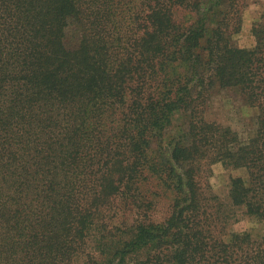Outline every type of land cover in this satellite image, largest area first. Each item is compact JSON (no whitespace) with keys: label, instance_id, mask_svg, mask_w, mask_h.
<instances>
[{"label":"trees","instance_id":"obj_1","mask_svg":"<svg viewBox=\"0 0 264 264\" xmlns=\"http://www.w3.org/2000/svg\"><path fill=\"white\" fill-rule=\"evenodd\" d=\"M190 7L194 22L178 21ZM200 12L0 0V264H264V235L230 229L237 211L264 225V17L245 49ZM215 88L255 109L247 141L206 121ZM217 163L246 172L229 203L201 180Z\"/></svg>","mask_w":264,"mask_h":264},{"label":"rangeland","instance_id":"obj_2","mask_svg":"<svg viewBox=\"0 0 264 264\" xmlns=\"http://www.w3.org/2000/svg\"><path fill=\"white\" fill-rule=\"evenodd\" d=\"M187 6H196L200 13L205 14L211 29L216 28L221 22L223 26L227 25L229 30L233 31L232 42L235 46L252 49L256 45L254 29L263 22L264 0H187ZM196 17V12L191 7L186 10L179 9L176 13V19L181 23L192 22ZM209 31L208 35H210ZM66 39L68 42L76 40L73 29L67 32ZM205 106L207 122L230 127L242 141H247L254 135L256 111L242 102L236 88H215L210 92ZM186 120L185 114H177L173 119L172 127L166 131L160 141H155L152 150L158 153L159 149L166 148L170 140L179 135L180 128ZM233 177L245 178L246 172L243 169L225 168L217 163L212 166V173L204 175L201 180L209 184L211 192L223 203H229V183ZM166 195L167 198L162 197L158 210L153 213L157 221H162L168 214V200L172 195L170 193ZM237 217L238 220L231 225L232 231H245L254 237L264 235L262 223L245 216L240 211H237Z\"/></svg>","mask_w":264,"mask_h":264}]
</instances>
